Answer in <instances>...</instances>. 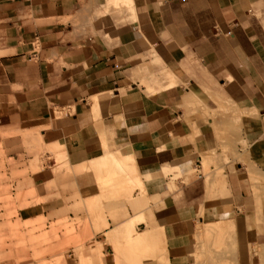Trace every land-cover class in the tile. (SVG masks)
I'll return each mask as SVG.
<instances>
[{
	"label": "crops",
	"instance_id": "0c3cea01",
	"mask_svg": "<svg viewBox=\"0 0 264 264\" xmlns=\"http://www.w3.org/2000/svg\"><path fill=\"white\" fill-rule=\"evenodd\" d=\"M129 1L0 0V188L32 193L15 202L23 223L72 221L103 204L90 163L128 158L140 185L97 224L77 216V241L94 244L74 264H195L200 232L246 240L264 190V0ZM139 217L134 233L159 230L164 261L107 242Z\"/></svg>",
	"mask_w": 264,
	"mask_h": 264
},
{
	"label": "rangeland",
	"instance_id": "374dc122",
	"mask_svg": "<svg viewBox=\"0 0 264 264\" xmlns=\"http://www.w3.org/2000/svg\"><path fill=\"white\" fill-rule=\"evenodd\" d=\"M130 5L129 0H108L107 2V6L114 9H128ZM153 64H157V62L155 61ZM164 77L165 75L152 71L149 80L155 84H159ZM142 84L145 85L147 82L144 80ZM221 110L223 109L221 108ZM225 110L228 111L229 109L226 108ZM112 158H106L105 156V159H108L105 160V163L107 161L113 163V159L116 161L121 156L116 155ZM61 160L62 158L60 157L55 158L56 164H59ZM46 162L47 159L45 157L40 160L35 159L29 163V169L35 171L37 170V165H43ZM96 162L98 163L97 159L91 162L89 168L96 172L95 179L103 187V194L100 196L103 204L97 200H91L86 205L87 210L81 211L79 207L76 210L73 209L71 212L75 215V218L72 221L67 218L66 213V216L57 218L56 222H52L53 218H48L47 220L41 217L33 222L28 221L23 223L17 216L15 202H21L20 208L33 205L32 202H26L27 198L33 196L32 193L22 195L19 193L20 188H17L15 191H12L10 186L5 189L0 188V264H74L86 261L82 260L79 256L87 251L89 252L90 248L88 249V246L94 244V242L92 243L93 240H89L87 243L77 241L79 238L76 233L82 229L81 219H78L77 216L83 212L92 223L97 224L106 215H112V212L107 211V207L112 206L117 200L122 202L130 200L131 191L135 188V185H140L136 167L128 158H124L122 162L131 166L135 171L129 170V172L121 173L116 171L112 166L109 172L102 173V167L107 163L104 164L103 162V166H100L101 163L98 166ZM58 167L56 172L59 173L65 169V173H69L66 167L64 168L62 165H58ZM216 173L218 174L219 171L216 170ZM17 176H14L13 179L17 178ZM5 181L10 182L11 180L0 176V186ZM255 197L257 200L253 204L254 208L258 207V212H248L250 217L248 218L247 229L245 228L248 232V236H244L246 240L235 243L233 240L234 233L229 227L216 226L208 234L207 230L200 232L196 242L195 264H264V202L263 210H261V203L259 202L261 198L264 201V190L263 193ZM22 199L24 202H22ZM149 202L150 200L147 199V206ZM130 203L134 206L133 202H129L128 204ZM137 204L139 205V203ZM126 213L125 208L116 212V214L127 218L128 215ZM147 214H150L149 209H147ZM140 220L139 217L137 220L131 219L121 224L117 229L108 233L107 242H112L115 239L120 240V242L116 241L113 246L123 254H127L133 251V249L147 244V259L158 262L164 261L161 257L163 243L159 230H150L155 235L153 234L148 241L146 239L139 243L134 240L140 232L135 234L132 232V228ZM148 227L147 231H149ZM151 228L153 227L151 226ZM64 234L69 241L64 240ZM133 235H135L134 238ZM153 236L154 238H152ZM87 239H91V236H88ZM99 248L101 247L99 246ZM70 250H73L72 258L69 257Z\"/></svg>",
	"mask_w": 264,
	"mask_h": 264
},
{
	"label": "bare ground",
	"instance_id": "6f19581e",
	"mask_svg": "<svg viewBox=\"0 0 264 264\" xmlns=\"http://www.w3.org/2000/svg\"><path fill=\"white\" fill-rule=\"evenodd\" d=\"M57 158V157H56ZM106 158H107V156H106ZM109 158V157H108ZM112 158V157H111ZM114 158V157H113ZM112 158V159H113ZM124 158H120V159H116V161H115V159H113L112 161H113V163H110L109 161H107L106 163H105V160H108V159H105V157H101L100 159H97L98 160V163L96 164V165H98V164H100L101 163V165L100 166H103L104 164H106V165H104L103 167H102V173H106V172H109V170H111L112 169V166L115 168V170L116 171H118V172H129V170H134L131 166H129L128 164L126 165V163H123L122 162V160H123ZM126 160V159H125ZM125 160H124V162H125ZM111 161V160H110ZM103 162H104V164H103ZM99 166V165H98ZM110 168V169H109ZM132 168V169H131ZM135 171V170H134ZM136 220H137V218H136ZM129 232V231H128ZM132 232H135V230L132 228ZM158 233V232H157ZM154 234V233H153ZM152 234V232L149 230V231H145V232H143V233H140L139 235H137L136 236V238L134 239L136 242H143V241H145L146 239H147V241H148V239L153 235ZM155 235V234H154ZM161 235V234H160ZM157 236V235H156ZM161 237V236H160ZM152 238H154V236L152 237ZM99 248V247H98Z\"/></svg>",
	"mask_w": 264,
	"mask_h": 264
}]
</instances>
